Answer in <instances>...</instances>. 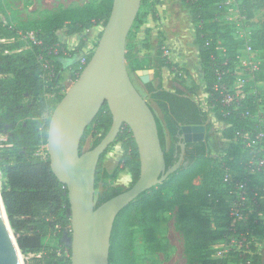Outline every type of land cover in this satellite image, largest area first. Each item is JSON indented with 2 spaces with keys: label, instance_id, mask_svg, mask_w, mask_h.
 Segmentation results:
<instances>
[{
  "label": "trees",
  "instance_id": "16d2710c",
  "mask_svg": "<svg viewBox=\"0 0 264 264\" xmlns=\"http://www.w3.org/2000/svg\"><path fill=\"white\" fill-rule=\"evenodd\" d=\"M182 1L188 7L193 22L199 25L195 44L198 46L207 92L210 95L209 105L215 107L218 120L238 128L239 125L232 118H225L221 113L219 95L214 90L216 66L221 67L223 64L216 51L217 43L221 41L214 34H208V31L218 30L222 26L231 34V27L220 22L224 11L218 4L222 0ZM159 4L160 0H143L142 7ZM112 7L113 0H101L98 4L62 9L43 21L33 22L34 27L29 31H37L36 41L30 42L29 51L5 55L7 51L20 49L23 43L18 41L10 48L5 44L0 45V137L7 136V140L0 139L1 191L11 227L26 264H71V259L64 255L65 250L71 252L64 240L65 237L67 239L72 236L68 191L56 178L47 149L43 155L41 148L48 145L50 119L64 97L66 69L71 71L72 80L76 82L82 73V60L87 58L89 63L93 53L89 56L80 54L81 47L74 51L68 50L60 42L58 33L65 31L68 35L82 34L98 26L105 27ZM261 9H264V0H241V14L247 16V19L253 17L254 10ZM148 16V12L139 15L135 25H143ZM0 31V39L16 37V33L2 23ZM101 35L102 33L100 38ZM253 40L256 49L261 50L264 55V31L253 33ZM230 41L235 47L228 43L222 45L233 63L244 43L233 36ZM207 43H211V46L208 47ZM134 50V41L129 40L126 54L129 71L150 68L146 61L135 57ZM157 54L160 67H167L174 72L176 66L165 59L164 53L158 50ZM50 74L52 75L49 76ZM146 91L163 114L164 123L149 103L156 116L169 169L177 164L176 155L179 157L182 152L178 144L181 129L185 126H206L207 113L182 90L173 92L147 85ZM196 91L197 87H192L190 93L195 94ZM112 124L111 111L108 104H105L86 130L81 150L83 151L88 136L93 139L91 149L98 146ZM234 129L226 128L224 138L232 137ZM100 133L103 135L99 136ZM167 134L173 142L170 150L166 147ZM117 143H122L125 154L114 173L109 174L105 168L107 155L113 146L101 157L98 166L96 190L102 182L106 192L98 197L97 207L124 192L123 188L114 186L122 170L129 172L131 187L140 178V157L129 127L122 128ZM217 154L207 141L187 145L189 164H183L168 181L141 195L118 216L112 236L110 264H125L127 241L131 237L132 228L156 226L154 233H158L159 213L174 207L178 209L176 228L183 235L188 264H218L213 259L212 246L224 235L220 229L228 227L231 220L224 212L222 202L217 203V199L226 195L219 182L221 172L214 158ZM197 179L200 181L197 182ZM257 182L261 188L260 194L264 195V179ZM50 236L59 237L57 246L46 244V239ZM151 241L150 238L149 242ZM259 260L258 254L254 264H258Z\"/></svg>",
  "mask_w": 264,
  "mask_h": 264
},
{
  "label": "water",
  "instance_id": "95a60500",
  "mask_svg": "<svg viewBox=\"0 0 264 264\" xmlns=\"http://www.w3.org/2000/svg\"><path fill=\"white\" fill-rule=\"evenodd\" d=\"M142 2L113 0L111 15L95 52L50 119L48 154L52 170L68 189L72 236L67 245L72 253L71 264H110L118 216L141 195L178 172L187 145L206 139V126L183 127L180 160L167 168L155 113L135 87L126 61L128 37ZM105 104L113 117L112 127L98 146L82 151L86 130ZM124 125L131 129L137 145L140 178L133 187L97 207L98 166L101 157L116 144ZM19 254L23 257L0 188V264H24Z\"/></svg>",
  "mask_w": 264,
  "mask_h": 264
},
{
  "label": "rangeland",
  "instance_id": "374dc122",
  "mask_svg": "<svg viewBox=\"0 0 264 264\" xmlns=\"http://www.w3.org/2000/svg\"><path fill=\"white\" fill-rule=\"evenodd\" d=\"M100 1L101 0H0V23L4 26H9L11 30L16 33L15 38L0 39V45L5 44L7 48H10L18 41L23 43V46L20 49L7 51L5 55L31 50L30 42L34 40L33 38L37 33L36 30L29 31L34 27L32 26L33 22L43 21L50 14L54 13V11H60L65 7L71 8L89 4H98ZM240 3L241 0H238L237 4ZM147 12L151 17L149 22L154 26V44L156 51L161 50L164 53L163 56L165 59L171 63L176 61V55L181 59H184L188 63L191 72H193V76H195L200 83L202 76L201 61L199 58L198 46L195 44L196 32L199 25L193 22L188 7H186L182 0H160L159 5L141 7L139 15L146 14ZM236 18V10L233 12H224L220 16V22H223L224 25H229V27H231L230 24H234L231 29H229L231 34L227 33V28L219 25L220 29H209L208 34H214V36L220 38L219 40L222 43H228L230 46L232 44V46L235 47L234 43L230 41L231 36L238 40L239 38L249 35L251 32L255 33L264 31V9L254 10L251 19H246L245 17H243L242 20L239 19V24L235 23ZM138 28V25L134 24L129 34L127 44L129 40H134ZM1 34L2 32L0 31V35ZM99 41L100 38H97L93 43V52H95ZM45 70H47V67H45ZM51 75L52 74L49 76ZM176 76L177 77H175L174 80L183 86L187 94H190L192 87H197V90L199 89L193 80L194 77L192 79L189 72L187 74H177ZM64 78L63 86L65 92L63 93V96L75 83L72 80V73L68 69H66L64 73ZM201 94L198 96L199 100L202 99ZM142 95L153 107L159 119L164 123L163 114L156 103L151 100L146 93ZM205 110L208 116L205 141H207L216 153L219 154L220 151H223V148L226 147L223 132L229 125L218 120L215 107L205 106ZM102 135V133L99 134V136ZM0 139L7 140V136H2ZM92 141L93 139L91 136L86 138L83 151L91 149ZM172 146V139L167 134V150H170ZM41 149L43 155H45V150L47 149L48 151V145L43 146ZM217 155H214V158ZM115 169L116 165H109V174H113ZM199 181L200 179H197V182ZM131 186L130 183L127 187L120 188H123V190L126 191L130 189ZM104 192H106V187L100 182L99 188L95 191L96 203L98 202V197ZM177 215L178 209L176 207L161 211L158 215L159 220L157 226L160 230L158 233H154L156 226H139L132 228L130 230L131 237L127 241L128 253L126 255L125 264H188L184 238L176 228ZM150 238L152 239L151 242H149ZM67 239L66 237L64 238L66 241ZM58 242V236H50L46 239V244L50 246H57ZM258 253L260 256L258 264H262V259H264V234L258 247ZM21 259L22 262L26 264L24 255L23 257L21 256ZM203 262H205V259Z\"/></svg>",
  "mask_w": 264,
  "mask_h": 264
},
{
  "label": "built area",
  "instance_id": "2783aa9c",
  "mask_svg": "<svg viewBox=\"0 0 264 264\" xmlns=\"http://www.w3.org/2000/svg\"><path fill=\"white\" fill-rule=\"evenodd\" d=\"M237 1L222 0L218 5L224 12L236 10L235 23L239 24V19L247 16L241 14V3ZM99 27L102 33L104 28ZM238 40L244 45L233 63L222 42L216 48L223 61L221 67L216 66L214 85L220 111L239 125L228 126L235 128L233 135L225 138L226 147L215 157L221 172L219 182L226 192L217 203L222 202L231 220L228 227L220 229L224 235L212 246L213 259L218 264H254L264 232V195L257 182L264 179V59L263 52L255 47L252 32ZM87 64L84 58L80 69L83 71ZM128 127L124 125L123 129ZM64 189L68 191L66 186ZM64 255L72 257L69 250Z\"/></svg>",
  "mask_w": 264,
  "mask_h": 264
},
{
  "label": "crops",
  "instance_id": "0c3cea01",
  "mask_svg": "<svg viewBox=\"0 0 264 264\" xmlns=\"http://www.w3.org/2000/svg\"><path fill=\"white\" fill-rule=\"evenodd\" d=\"M83 6H77V7H83ZM67 8L68 7H65L63 9H67ZM71 8H75V7H71ZM56 12L58 11H54V13ZM150 19L151 17L149 15L145 23L138 28L136 37L133 40L135 45V50H134L135 57L138 58L139 60L146 61L150 65V68L148 69L130 72V76L135 87L138 89V91L141 94L144 93L147 94L146 91L147 85H153L154 87L157 88L162 87L165 90L173 91V92L177 90H182L186 92L183 86L179 82L175 81L174 78L177 77L176 76L177 74H181V73L187 74L189 72L190 75L192 76V79L194 77L193 80L200 89V92L198 89L195 94L190 93L189 97L194 99L206 112L205 106H210L209 105L210 95L207 92V84L204 79V73L202 71V67H201L202 76L200 83L195 78V76H193V72H191L188 63L184 59H181L178 55H176L177 57L176 61L172 62L176 66L174 72L167 67H160L159 56L157 54L158 51H156V47L154 44L155 43L154 26L150 24L149 22ZM100 33H101V27L98 26L92 28L89 33L85 32L82 34L68 35L65 31H60L58 33V36L60 42L63 45H65L68 48V50L74 51L77 48L81 47L80 54L89 56L90 54L93 53L92 51L93 43L97 38H99ZM200 94L202 96L201 100L198 99V96ZM124 154L125 151L122 143L115 144L107 155V161L105 163L106 170L108 171L109 165L112 164L116 165L117 167L121 163ZM130 183H131V177L129 175V172L127 170H122L119 173L118 178L114 183V186L127 187Z\"/></svg>",
  "mask_w": 264,
  "mask_h": 264
},
{
  "label": "flooded vegetation",
  "instance_id": "af4514ba",
  "mask_svg": "<svg viewBox=\"0 0 264 264\" xmlns=\"http://www.w3.org/2000/svg\"><path fill=\"white\" fill-rule=\"evenodd\" d=\"M179 139H180V140H179L180 142H179L178 144L180 145V144L182 143L181 136H179ZM177 158H178V161H179V160H180V156L178 157V155H176V159H177ZM187 162H189V161H188V157L185 156V159H184V161H183V164H186ZM263 260H264V259H262V264H263Z\"/></svg>",
  "mask_w": 264,
  "mask_h": 264
},
{
  "label": "bare ground",
  "instance_id": "6f19581e",
  "mask_svg": "<svg viewBox=\"0 0 264 264\" xmlns=\"http://www.w3.org/2000/svg\"><path fill=\"white\" fill-rule=\"evenodd\" d=\"M19 253V252H18ZM19 257H20V261H21V263H22V259H21V255L19 254Z\"/></svg>",
  "mask_w": 264,
  "mask_h": 264
}]
</instances>
